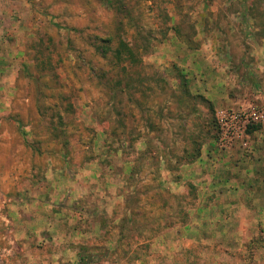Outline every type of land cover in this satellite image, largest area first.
<instances>
[{
  "label": "rangeland",
  "instance_id": "rangeland-1",
  "mask_svg": "<svg viewBox=\"0 0 264 264\" xmlns=\"http://www.w3.org/2000/svg\"><path fill=\"white\" fill-rule=\"evenodd\" d=\"M231 13L262 25L264 0H0V128L9 131L0 139V177L25 173L30 155L54 158L67 177L107 156L126 159L131 173L141 164L155 173L152 181L127 178L129 218L91 257L81 247L75 264H264L262 229L248 243L246 230L239 244L222 242L232 230L217 213L194 210L197 188L185 183L186 202L166 193L165 183L178 181L164 180L166 169L177 173L212 149L250 152L258 125L246 128V147L219 146L216 112L239 108L212 111L189 97L181 68L186 50L213 49ZM241 20L248 28L250 19ZM187 207L190 226L182 228ZM7 256L0 245V264Z\"/></svg>",
  "mask_w": 264,
  "mask_h": 264
},
{
  "label": "crops",
  "instance_id": "crops-1",
  "mask_svg": "<svg viewBox=\"0 0 264 264\" xmlns=\"http://www.w3.org/2000/svg\"><path fill=\"white\" fill-rule=\"evenodd\" d=\"M247 15L224 14L212 50L199 44L185 51L181 68L187 93L202 97L212 111L264 104V23L258 25ZM242 16L250 19L248 28ZM194 108L205 111L202 104ZM8 132L6 126L0 128L3 143ZM37 160L46 166L32 167ZM26 162L25 173L6 172L0 177V245L8 249L4 264H75L81 247L91 257L95 246L114 242L118 224L129 218L127 178L131 174L156 178L152 171H141L142 164L131 173L126 159L116 161L111 156L83 163L69 177L54 167V158L30 155ZM165 171L164 180L178 181L165 183L167 195L188 202L185 183L193 184L194 210L217 213L218 221L232 230L222 242L239 244V233L246 230L248 243L254 239V229L260 228L264 248V125L250 131L249 153L234 147L221 155L212 149L192 163L181 164L177 173ZM181 211L187 215L181 227L190 226V209ZM224 213H230L229 218Z\"/></svg>",
  "mask_w": 264,
  "mask_h": 264
},
{
  "label": "built area",
  "instance_id": "built-area-1",
  "mask_svg": "<svg viewBox=\"0 0 264 264\" xmlns=\"http://www.w3.org/2000/svg\"><path fill=\"white\" fill-rule=\"evenodd\" d=\"M219 146L226 147L231 141L238 140L242 147H246L245 131L250 125L264 123V104L256 106L247 104L237 110H224L215 115ZM96 264V263H88Z\"/></svg>",
  "mask_w": 264,
  "mask_h": 264
},
{
  "label": "trees",
  "instance_id": "trees-1",
  "mask_svg": "<svg viewBox=\"0 0 264 264\" xmlns=\"http://www.w3.org/2000/svg\"><path fill=\"white\" fill-rule=\"evenodd\" d=\"M117 53V52H116ZM128 54H130L129 52H128ZM117 55H118V53H117ZM249 129V128H248Z\"/></svg>",
  "mask_w": 264,
  "mask_h": 264
}]
</instances>
